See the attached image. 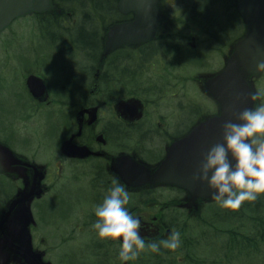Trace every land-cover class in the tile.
I'll use <instances>...</instances> for the list:
<instances>
[{"label":"rangeland","instance_id":"374dc122","mask_svg":"<svg viewBox=\"0 0 264 264\" xmlns=\"http://www.w3.org/2000/svg\"><path fill=\"white\" fill-rule=\"evenodd\" d=\"M68 2L61 1L62 7L56 6V2L53 3L57 10L59 9L52 11L55 21L50 15L29 13L17 18L0 34V130L15 116L13 113L17 108L24 109L18 111L17 118L19 121L23 120V124L28 127L22 130L24 138L34 139L37 135L35 138L44 145L61 142L64 138L63 133H60L58 138L55 134L57 117L55 110L67 106L69 99L62 92L64 89L58 77L59 72L64 71L70 77L72 87H77L76 91L79 93L82 87L80 81L88 77V84L92 82L93 71L100 67V59L105 58L107 63L108 59L129 57L125 54L126 50L111 54L112 34L118 28L116 26L108 28L112 23L108 18L95 20L97 53L81 50L77 42L82 44V36L77 32L76 23L82 17L73 11L74 18H72L68 10L75 7ZM164 3L171 8L173 21L162 30L161 34L159 33L161 49L157 50L155 60L149 62L150 56L146 60L139 61L138 66L125 72H123L124 65L118 67L120 72L112 66L109 74L111 78L124 83V87L120 90L116 89L118 92L122 89V92L118 94L106 91L108 84L106 86L103 83L107 79L103 78L100 81L99 93L92 97L93 102L97 104L93 102L92 104L102 105V101H108L103 102V106L107 108L102 110L103 115L107 114L109 117L112 103L128 92H133L146 103L143 117L146 125H141L142 129L149 128L153 122L176 123L181 116V108L186 109L187 120L184 127L178 129L179 132L192 123V118L189 116L191 113L199 112L198 118L205 113L209 116L219 114V105L206 91L205 83L223 70L230 58L232 46L243 34H241L243 22L237 13L234 0H163ZM50 10L51 6L48 8V11ZM134 16L136 17L134 23L139 21L141 25L142 21L139 20L138 15ZM212 17L219 21L221 26L228 25L231 30L227 29L228 31L216 35L215 38L206 23V19ZM191 37L194 39L191 40ZM37 59L43 62L44 66L38 71L31 70L36 67ZM25 70L38 72L46 81L53 100L51 107L32 109L29 103L26 102L27 106L25 105L24 93H21V96L16 95L15 88L20 87L21 82L18 80ZM247 79L252 93L264 91V72ZM83 93L77 96L82 99L81 104L85 102ZM257 103L259 101L254 102L253 107ZM102 127L101 118L96 129L101 130ZM172 129V127L161 128L160 132L167 131L171 134ZM104 131L110 134L113 132L111 129ZM132 134L135 133L132 131ZM0 140L5 141L4 136L1 135ZM119 140L127 153L131 151L130 147L138 142L132 138L129 140V136L125 134ZM139 145L147 149L145 158H148V164L155 165L162 159L160 156L164 153L159 155L161 149H157L160 146L158 139L152 142L149 140L140 142ZM39 154L40 156L33 157L31 162L39 167L42 166L46 171L50 167L53 174L57 163L55 159L59 157H48L51 151L46 147L41 148ZM80 167L86 172L89 163ZM62 168L63 171L68 170L67 167L62 166ZM61 177L58 181L49 184L51 194L45 195L47 190L44 195L33 199L35 203L44 202V208L34 207L30 211L28 209L27 215L33 217V225L29 220L23 224L16 223L12 227L9 226L10 232L13 235L18 232L19 239L24 235L25 244L31 239L37 251L34 248L29 250L45 264H117L119 245L99 237L92 227L96 220L94 208L102 202L106 190L98 189L90 183L95 181L93 177H89L85 182L83 176L70 177L68 171ZM9 178L8 173L0 172V223L9 208L10 195H14V192L16 194L23 192L28 185L26 176L13 177L11 185ZM14 186L17 187L16 191ZM125 188L129 193L126 207L132 215H141L147 219L156 215L165 228H169L171 232L179 231L181 241H184L176 250L161 247L159 253H153L146 248L135 261H128L129 264H264V234L256 235V245L259 244L257 253L249 256L242 253L235 259L231 258L233 251L228 257L221 256L223 250H219L220 245H227L225 240L227 241L228 238L220 234L216 240V231L224 225L216 224V215L213 216L216 207H221L215 200L194 198L189 195L188 201L185 202L183 194L173 186L144 187L136 191L127 185ZM261 196L262 206L255 213L252 212L250 217L257 213L264 219V195ZM249 226H243L242 230L251 235L254 229L253 222ZM237 231V237L240 238L241 230L237 229ZM169 236L170 234L167 237L161 236L158 239L145 241L146 244L152 241L159 242ZM219 251L221 252L218 253ZM97 254L98 257L101 255L102 259H98ZM11 262L7 245L3 239H0V264H35L25 255H20L19 259L16 258Z\"/></svg>","mask_w":264,"mask_h":264},{"label":"flooded vegetation","instance_id":"af4514ba","mask_svg":"<svg viewBox=\"0 0 264 264\" xmlns=\"http://www.w3.org/2000/svg\"><path fill=\"white\" fill-rule=\"evenodd\" d=\"M167 5V3L162 4L166 12L160 10V22L157 21L156 24L158 25L156 26L152 38L145 39L142 42L127 41V38L131 36V30L139 31L141 28H143L139 24V21L136 24L134 23L136 20V17L134 16L135 13L132 11H128L127 13H121L117 9V19L110 20L112 22L116 21L115 23H113V25L118 24L120 26H123L121 29L123 35L121 36L120 40L113 43V49L111 51V54L113 52L115 53L121 50H126L125 54L129 57L128 59H121L119 57L108 59L107 63H105V58L100 59V67L95 68L93 71L94 73L92 82L88 84V77H85L82 81H80L82 83V87L80 88L81 91H79V93L76 91L78 89L77 87H72L70 77L66 75L64 71L59 72L58 77L59 80L62 82V88L64 89L62 92L69 97L67 101V106L60 105L61 107L55 110V114L57 116L55 119V134L58 138V135L60 133H63L64 138L61 139V142L44 145V143H41L37 138H35L37 135L34 137V139H29L28 137L24 138L22 130L28 129V127L23 124V120L19 121V119H17L18 111L24 110L21 108H17L15 110V112L13 113L15 116H13L10 121L5 125V127L0 130V136H4L5 139V141L0 140V144L8 148L12 154V157H15L18 160L17 162L12 163V171L7 172L10 176L9 184H13L11 182L13 177L23 178L26 176L28 181L25 193H23V191L19 194L17 193V195L14 192V195H10V197L8 198L9 208L5 212L8 217L0 227V237H2L1 234L3 232L6 236L9 237V243L7 244V248L10 252V259L12 260V262L16 258L19 259L20 255H25L26 258L28 257L30 260H32V255H34V253L30 250H33L34 243L33 241H31V239L30 241L28 239V243L25 244L24 235L19 239V235H17L18 232L16 234L14 233L13 235L10 232L11 229L9 228V226L12 227L13 224L16 223L23 224L27 220H29L33 225V217L31 215H27L28 209L30 211L34 207L44 208V202L35 203L33 199L44 195L47 190L48 191L45 195L51 194L49 192L50 185L61 179L63 173L66 174V171H68L70 177L83 176L85 178V182H87V179L89 177H93L95 178V181L93 180L90 183L94 184L96 188L104 189L106 191L112 186L111 181L114 177L118 178L119 181L125 186L126 179L131 182L139 180L140 177H145L144 174L138 172L140 170L138 165L146 168L150 174H154L156 169L160 168L161 163L163 162L165 157H175L174 155L169 154V150L173 146V144L177 143L180 139L184 138L196 126L195 124L197 122L203 120L208 115V113H205L204 115L198 118L199 112L189 114V116L192 118V123L185 130H180L179 132H177L178 129H182L184 127V123L185 120H187L188 115L186 109L181 108V116L178 117V121L176 123L170 124V122H153L152 126H150L149 128L142 129L141 125H146V123L143 121L146 103L133 92H128L126 95H123V97L118 98L112 103L110 111L111 115H109V117L107 116V114L103 115L102 110L104 108H107V106H103V102L108 101H102V105L92 104V97L99 93L100 81L103 80V78L107 79V81L103 84H105L106 86L108 84L109 87L105 89L106 91H110L112 93L116 92L118 94L122 92V89L120 92H118L116 89L120 90V88L124 87V83L118 82V80L111 78L109 74V71L112 66L114 69H117V72H120L118 70V67L120 65H124L123 72H125V70L128 71L131 70V68L138 66L140 63L139 61L146 60L150 56L151 57L149 62L155 60L157 50L161 49V45L159 43L161 36L159 35V33L161 34L162 30L166 28V26L171 21H173L171 8ZM166 7L168 8L166 9ZM48 12L52 14L50 11ZM105 36L106 33L104 37ZM193 39L194 37H191V40ZM104 40L105 39L103 38V44ZM100 42L102 43L101 40ZM190 45L194 47V45H192L191 43ZM39 55L41 54L39 53ZM43 66V62H39V60L37 59L36 67L31 70L38 71ZM29 74H33L42 78V76H40L38 72L35 73L29 70H25L24 73L21 75V78L18 80L19 82H21L20 87L15 88L16 95L21 96V93H24L26 96L25 105L26 102L29 103L32 109H40L42 107L47 106L51 107L53 104V100L51 99L50 92L45 80L44 81L46 83V88L49 94V100L41 102L32 97L30 93H28L26 78L27 76H29ZM248 84L250 85L249 82ZM83 91H85V93H83ZM81 93H83V96H85V102L83 104H81L82 99L80 100L78 98ZM124 100H130L131 102V107L129 110V113L131 115L119 116L115 110V103ZM78 102L80 103L79 105ZM93 103L97 104L96 102ZM63 113H65V116H63ZM101 118L103 127L101 130H97L96 126L100 123ZM168 127L173 128L171 134H169V132L167 131H164L163 133L160 132L161 128ZM105 129L113 130V132H111L112 135L110 133L105 132ZM132 131L135 134H132ZM124 134L129 136V140H131V138L132 140H138L136 145L130 147L131 151L129 153L124 151V149L122 148L123 143L119 140L120 137H124ZM32 136L33 135H31V137ZM156 139H158L160 142V146L157 148L161 149L159 155L163 153L164 155L160 156L162 157V159L158 160L155 165H150L147 163L148 158H145V153L147 149L144 148L142 145H139V143L146 142L147 140L152 142ZM34 141H36L37 143H34ZM65 143L73 144L76 147L84 146L90 151V154H88L87 156H81L78 155V153L74 155H68L65 153ZM45 147L50 149L51 151V154L48 157H59L58 159H55L57 160V163L55 166L56 170L53 174H51L52 169L50 167L48 168V171H46L44 168H42V166L39 167L31 162V160L33 161V157H38V155L40 156L39 151L41 150V148ZM60 151L62 153H60ZM87 163H89V169H87L85 172V170L80 166H82V164L86 165ZM62 166L67 167L68 170L63 171ZM33 181L35 184V188L33 187L32 194L28 195L30 191L29 189ZM157 185L159 184L151 183L149 187L155 188ZM129 188L136 189L133 187ZM16 189L17 187L14 186L15 191ZM137 189L139 188L137 187ZM180 190L183 193V200L186 199L188 197V192L184 189ZM24 195L26 196L24 197L22 202H15L18 197L21 198ZM96 195L99 194L96 193ZM137 216L142 217L141 219L143 220H141V222H144L145 224L152 223L156 226L158 230L157 238L163 236L162 230H164V226L159 220L158 216L152 215L148 219L141 215ZM79 230L82 231V229ZM109 240L116 243V245H119L117 241H113L111 239ZM30 242L31 247L29 248ZM34 250L37 251V248H34ZM34 257L38 259L35 255ZM96 257L98 259H102L101 255L98 257L97 254ZM38 260H35L36 262L34 260L32 261L35 264H45L42 262L40 263ZM117 264H121L119 259ZM127 264H129V262H127Z\"/></svg>","mask_w":264,"mask_h":264},{"label":"water","instance_id":"95a60500","mask_svg":"<svg viewBox=\"0 0 264 264\" xmlns=\"http://www.w3.org/2000/svg\"><path fill=\"white\" fill-rule=\"evenodd\" d=\"M49 0H0V31L15 18L32 11H42L49 7ZM236 10L241 17L245 29L242 36L231 48L230 58L222 71L218 72L205 84L206 91L216 100L220 112L216 116L199 123L184 138L175 143L169 150L170 155L158 171L154 181L184 186L193 196L211 198L213 191L208 184L193 179L197 173L204 153L216 143L221 142V126L226 121L238 123L237 117L245 110L253 107L251 90L247 77L258 75L257 63L264 62V0H235ZM157 0H119L118 9L121 13L129 10L139 13L146 26L139 31L131 30L127 40L141 41L150 38L156 27L154 7ZM120 29V28H119ZM28 92L39 101H45L48 93L43 80L34 75L26 79ZM130 100L115 104V110L120 115H131ZM85 156L88 151L69 144L65 148L67 154ZM231 160V157H229ZM8 148L0 145V172H11L12 163L17 162ZM34 181L28 195L33 192ZM16 201L22 202L24 197ZM7 219L3 218L2 223ZM1 223V225H2ZM142 237L156 235V227L141 222L139 229ZM168 234V231L167 233Z\"/></svg>","mask_w":264,"mask_h":264},{"label":"clouds","instance_id":"9594fccd","mask_svg":"<svg viewBox=\"0 0 264 264\" xmlns=\"http://www.w3.org/2000/svg\"><path fill=\"white\" fill-rule=\"evenodd\" d=\"M264 72V62L257 63ZM251 101L259 103L243 110L238 123L226 121L221 126L222 140L204 153L195 181L207 183L211 198L223 208H238L245 201H255L264 194V91H255ZM231 157V160L229 159ZM94 208L92 227L101 238L117 241L121 264L135 261L146 248L159 253L161 247L176 250L181 234L172 231L167 239L146 244L140 235L141 220L128 210L129 193L118 178Z\"/></svg>","mask_w":264,"mask_h":264},{"label":"trees","instance_id":"16d2710c","mask_svg":"<svg viewBox=\"0 0 264 264\" xmlns=\"http://www.w3.org/2000/svg\"><path fill=\"white\" fill-rule=\"evenodd\" d=\"M54 3L56 2L60 7L62 5L60 2L64 0H52ZM69 1L71 5L75 7L70 8L72 18L73 13L79 14L82 19H78L76 23L77 32L82 36V44L78 43V46L82 49H86L92 54H96L97 49V32H96V24L98 20L108 19H117V11H116V1L118 0H66ZM163 0L161 1V3ZM74 11V12H73ZM241 20V19H240ZM111 21V20H110ZM206 23L208 27H210L209 31L211 35L216 38V35L223 34L227 29L231 30L230 27L221 26L219 21L215 20L214 17L210 19H206ZM264 195V194H263ZM262 196L259 195L255 201H245L238 208H217L214 211L213 216L216 215V224L222 223L224 225L223 228L216 231V240H218L220 234H224L228 239L225 240L226 244L220 245L219 250L222 251L221 256L228 257L231 251L234 252L231 258L235 259L236 257L242 255L249 256L250 254L257 253L259 250V244L256 245L257 234H264V219L259 214H250L255 213L258 208L262 206L263 203L260 202ZM251 222H253V233L250 235L247 231H243V226L250 227ZM208 225V223L206 224ZM211 225V224H210ZM237 225V227H235ZM237 229L241 230L242 236L240 238L237 237ZM252 229V228H250ZM236 239V240H235ZM184 243V241H182ZM261 243V242H260ZM187 245H189L187 243ZM244 248H243V247ZM219 251L218 253H220ZM217 253V254H218ZM230 260V258L228 259Z\"/></svg>","mask_w":264,"mask_h":264}]
</instances>
